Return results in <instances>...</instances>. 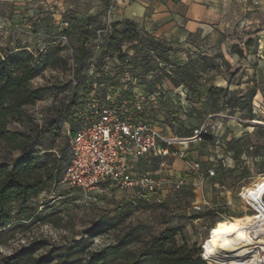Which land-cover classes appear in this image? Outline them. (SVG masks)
<instances>
[{
    "label": "rangeland",
    "instance_id": "374dc122",
    "mask_svg": "<svg viewBox=\"0 0 264 264\" xmlns=\"http://www.w3.org/2000/svg\"><path fill=\"white\" fill-rule=\"evenodd\" d=\"M68 2L75 10L61 13L59 20L35 17L26 9L28 3L0 4L1 54L25 48L37 56L52 43L50 46H59L58 56L66 61V64L47 68L32 80L33 87L46 89L45 97L25 108V115L19 121H10L9 130L32 136L35 151L51 149L57 155L64 154L61 175L68 160L69 130L80 129L85 121L61 122L52 134L41 131V126L71 100L80 102L96 93L101 102L129 108L138 98L151 108L147 117L161 135L168 138L186 136L206 123L209 136L202 142L187 145L186 150L187 158L200 162L201 169L214 167L216 178L201 190L202 200L212 204L216 215L207 216L192 210L197 196L191 187L178 192L170 189L158 198L134 199L129 191L106 185L96 191L94 201L58 183L25 204L11 205L10 221L0 230V259L38 241L57 247L71 246L85 239L83 231L97 219L120 215V227L92 239L88 250L113 243L126 230L136 229L147 239L167 228H176L190 245L195 244L202 253L204 250L206 264L212 254L221 249L225 250L223 255L232 260L264 264V68L257 58L264 60V43L261 46L257 36L247 40L243 34L236 35L229 24L223 27L227 43L224 47L218 43L217 36L205 43L197 36L182 40L180 35H173L166 39L128 20L137 27V40L109 46L114 23L107 14H102L106 12L104 9L91 17L84 69L79 76H74L78 29L89 18L86 16L89 2ZM101 6L113 8L112 4H98V8ZM123 29L124 26L119 27ZM100 31L105 32L98 40ZM235 40L242 52V58L237 55V62L232 59L235 57L232 41ZM210 64H215L216 69L204 73L203 69H208ZM176 67L191 73L186 87H175L166 78ZM207 78L211 79L212 88L228 90L227 96L216 92L219 97L216 105H212L211 100L199 102L196 97L197 92L205 91ZM252 88L261 93L262 99L253 97L252 117H249L242 104H247ZM227 99L235 101L238 107L231 109L230 104H226ZM175 116L179 122L171 128ZM174 148L181 146L174 145ZM18 156L19 153H10L0 145V162L11 163ZM146 166V172L150 173L158 168L155 161ZM184 170L183 167L180 172ZM209 210L206 207L203 212ZM198 218L202 219L197 221ZM230 228L241 234L230 233ZM208 238L211 243L202 249Z\"/></svg>",
    "mask_w": 264,
    "mask_h": 264
},
{
    "label": "trees",
    "instance_id": "16d2710c",
    "mask_svg": "<svg viewBox=\"0 0 264 264\" xmlns=\"http://www.w3.org/2000/svg\"><path fill=\"white\" fill-rule=\"evenodd\" d=\"M91 24L92 19L89 17L78 29L77 58L73 67L74 76H79L84 69L83 61L87 57L85 44ZM120 26H124V29L119 30ZM138 36L139 32L136 25L133 22L124 20L111 26L108 45L120 46L122 43H132L137 40ZM232 50L233 54L242 58L241 50L236 46H233ZM59 51V46H49L37 56L25 48H17L6 54L0 53V145L10 153H19V156L11 163L7 161L0 162V230L4 229L10 221L11 205L25 204L32 197L60 183L70 160L68 145L66 150L68 160L63 173L60 175L61 165L65 162L64 154L57 155L51 149L42 152L35 151L32 136H26L8 128L10 121H19L24 117L25 108L43 100L45 97L46 89L44 87H33L31 82L47 68L56 67L61 63L66 64V61L58 56ZM206 60L210 61V58L207 57ZM215 69L216 65L210 64L208 69H203V72L206 73ZM166 78L175 87L180 85L186 87L185 85L188 84L189 79L191 80V73L176 67L172 74H166ZM177 79H182L183 82H179ZM210 81V78L205 80V91L197 92L196 97L199 102L211 100L212 105H216L219 99L216 92L227 96L228 90L212 88ZM256 94L257 89L252 88L249 91L247 104H242V108L246 109L249 117H252V99ZM86 98L80 102L71 100L58 109L53 117L44 122L41 131L52 134L61 122L70 124L78 119L85 121V117L81 116L79 112L83 108ZM226 104H230L231 109L238 107V104L231 99H227ZM130 108L135 111L138 119L154 125L147 117L151 108L142 100L140 109H137L135 103H132ZM176 122H179L178 116L173 118L171 128L176 126ZM200 126L191 130L186 136H176L175 138H191L194 131L198 130ZM78 130H69V138ZM208 136L203 135L202 141L206 140ZM230 143H228V146H230ZM210 168L214 169L213 166ZM183 188L189 189L190 187L184 186L180 189ZM192 191L195 193V189L192 188ZM213 213L216 215L215 210H209L201 214L209 216L214 215ZM121 222L120 215L101 217L83 231L85 239L80 242L64 247L52 246L46 241L33 242L29 246L21 247L10 256H3L0 259V264H206L201 256V248L195 244L190 245L176 228H167L158 235L147 239L143 238V234L138 230L130 229L119 234L111 244L97 250L87 249V245L92 239L118 229ZM229 232L238 233L231 228ZM210 243L211 239L208 238L204 242V247Z\"/></svg>",
    "mask_w": 264,
    "mask_h": 264
},
{
    "label": "built area",
    "instance_id": "2783aa9c",
    "mask_svg": "<svg viewBox=\"0 0 264 264\" xmlns=\"http://www.w3.org/2000/svg\"><path fill=\"white\" fill-rule=\"evenodd\" d=\"M105 31L98 32V40ZM133 103L140 109L141 100L135 98ZM133 111L101 102L96 93L87 97L79 112L85 123L69 138L70 160L60 183L94 201L96 191L106 185L125 189L134 199H150L184 186L201 189L216 176L213 168L203 171L200 162L187 158L186 146L208 135L206 123L191 138H168L154 125L138 119ZM174 145L181 148L175 149ZM176 158L183 161L185 169L178 176L172 175L169 167V160ZM141 161L148 165L155 161L158 168L154 173L143 171ZM206 207L214 210L207 200L194 203L192 210L202 213ZM202 258L206 261L204 250Z\"/></svg>",
    "mask_w": 264,
    "mask_h": 264
},
{
    "label": "crops",
    "instance_id": "0c3cea01",
    "mask_svg": "<svg viewBox=\"0 0 264 264\" xmlns=\"http://www.w3.org/2000/svg\"><path fill=\"white\" fill-rule=\"evenodd\" d=\"M17 1H20L18 4ZM89 2L86 9V16L94 17L102 13L104 9L108 19L112 18L113 23L131 20L140 23L141 28L154 35H163L172 37L180 35L182 40L199 37L203 42H208L212 37L217 36L218 43L226 46L224 42V26L228 24L234 28L237 34H243L247 40L257 36L259 43L263 46L264 41V0H86ZM15 3L26 5V9L37 18L52 17L55 20L61 18L60 14L74 9L68 0H0V4ZM112 4V10L109 7L98 8V4ZM227 19L230 20L227 23ZM233 20H236L233 22ZM255 25V26H254ZM233 38V36H232ZM237 39V38H236ZM263 40V41H262ZM238 41H232L236 46ZM49 43L46 47H49ZM232 46V47H233ZM233 54V53H232ZM233 61L239 58L235 54ZM258 58V64L264 68V60ZM263 60V61H261ZM262 99L258 91L255 98ZM148 165L146 162L139 163L140 169L146 171ZM169 167L171 174L178 176L183 166L181 159H170ZM146 168V169H145ZM213 179L209 180L210 183ZM213 189H216V183H213ZM197 200L201 202L202 190L195 189ZM214 199L216 196L214 194ZM209 200V199H208ZM214 201V200H213ZM193 203V204H194ZM201 219L197 220L200 221Z\"/></svg>",
    "mask_w": 264,
    "mask_h": 264
},
{
    "label": "bare ground",
    "instance_id": "6f19581e",
    "mask_svg": "<svg viewBox=\"0 0 264 264\" xmlns=\"http://www.w3.org/2000/svg\"><path fill=\"white\" fill-rule=\"evenodd\" d=\"M224 249H221L217 252H214L212 256L209 258V264H250V263H244V261L239 260L238 258L230 259L228 257H225Z\"/></svg>",
    "mask_w": 264,
    "mask_h": 264
}]
</instances>
